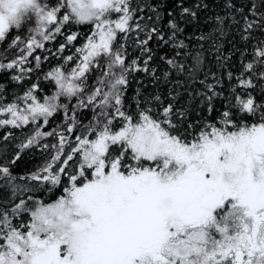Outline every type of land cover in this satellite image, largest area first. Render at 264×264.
Wrapping results in <instances>:
<instances>
[{"label": "snow or ice", "instance_id": "snow-or-ice-1", "mask_svg": "<svg viewBox=\"0 0 264 264\" xmlns=\"http://www.w3.org/2000/svg\"><path fill=\"white\" fill-rule=\"evenodd\" d=\"M0 264H264V0H0Z\"/></svg>", "mask_w": 264, "mask_h": 264}]
</instances>
